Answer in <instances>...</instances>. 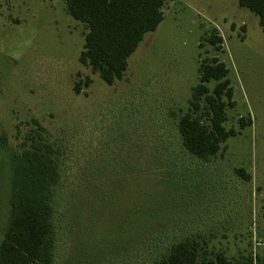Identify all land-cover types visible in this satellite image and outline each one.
<instances>
[{
	"label": "rangeland",
	"instance_id": "1",
	"mask_svg": "<svg viewBox=\"0 0 264 264\" xmlns=\"http://www.w3.org/2000/svg\"><path fill=\"white\" fill-rule=\"evenodd\" d=\"M162 12L109 86L79 63L87 30L62 0H0V242L10 161L40 134L60 171L53 264H156L186 238L209 257L264 264V31L237 0H166ZM213 28L220 51L205 41ZM213 58L229 70L224 126L236 136L203 162L177 123Z\"/></svg>",
	"mask_w": 264,
	"mask_h": 264
},
{
	"label": "trees",
	"instance_id": "2",
	"mask_svg": "<svg viewBox=\"0 0 264 264\" xmlns=\"http://www.w3.org/2000/svg\"><path fill=\"white\" fill-rule=\"evenodd\" d=\"M67 14L87 30L78 61L89 67L107 85L123 78L127 60L147 33L154 32L163 21L166 0H62ZM238 5L258 18L264 31V0H237ZM205 41L220 51L222 38L211 29ZM202 43L199 44V48ZM224 63L202 59L198 67V84L191 90L189 109L178 119L177 130L182 148L190 156L208 162L221 145L236 136L227 130L226 110L233 106V88ZM214 83L212 89L208 84ZM89 84V80L85 81ZM79 92V86L75 87ZM250 120H240L241 128ZM42 130L41 127H39ZM0 144L6 137L0 136ZM9 217L0 242V264H53L55 231L53 194L60 179L56 154L40 134L15 154L11 161ZM246 181L250 176L235 171ZM264 222V211L261 214ZM156 264H253L230 262L222 253L209 257L199 243L186 238L171 244ZM259 264V263H258ZM262 264V263H261Z\"/></svg>",
	"mask_w": 264,
	"mask_h": 264
}]
</instances>
